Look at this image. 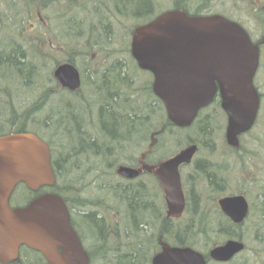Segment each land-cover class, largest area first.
Masks as SVG:
<instances>
[{
    "label": "trees",
    "instance_id": "trees-1",
    "mask_svg": "<svg viewBox=\"0 0 264 264\" xmlns=\"http://www.w3.org/2000/svg\"><path fill=\"white\" fill-rule=\"evenodd\" d=\"M94 1L0 0V135L33 131L43 138L51 149L56 182L53 186L37 192H32L24 184H20L15 190V204L24 205L41 193L52 192L60 195L70 209L75 205H84L85 203L78 200L82 198L84 202L86 198L81 197L80 190L73 184V167L80 163L84 166L91 163L98 167V171L89 169L82 174L86 176L88 183L93 185L94 188L92 187L91 190H98L103 196L101 201L97 202L101 210L99 212L105 213L107 209L117 215L120 219L115 222L116 229L128 228L129 224L123 222V216L130 212L134 227L138 230L139 226L140 228L142 226L139 217L144 215L147 210L144 199L145 192L157 199L159 188L152 181L143 187L139 183L120 179L115 173L112 155L105 153V150H109L107 147L109 142L106 139L116 142L118 134L127 135L123 132L125 129H135L132 125L139 122L136 117L144 107V109L159 112L157 125L164 127L162 134L168 131L171 133L178 131L176 135L180 140L198 141L200 152H202L203 147L200 145L203 140L222 131L223 115L218 112V107L213 106L212 111L202 112L187 130L176 129L175 131L172 124L165 118L162 104L156 101L151 84L145 82L139 86L140 81L136 73L132 69H129L128 73L122 71V65L117 60L114 61L118 64L115 74H111V77L104 81L95 94H93V80L89 78L90 81L87 83L86 76H84L81 88L76 92L59 89L53 79V70L57 64L68 61L77 67L80 66L79 69L83 73L82 65L87 63L91 69L93 66V71L95 65H92V62L96 60L93 59L91 53L95 49L94 45L101 43L102 37L113 25L109 19H116L120 12L129 7L139 12L148 4L149 0H111V3L100 8L101 13L99 12L98 18L90 15L88 20L76 27L75 24L79 17L89 11L88 5L93 4ZM173 2L175 1L173 0ZM254 3L255 0H246V5L245 7L243 5V8L250 10L253 16L260 14V26L264 29V3L258 12L253 7ZM170 4V7L178 8L177 3ZM156 12H160L159 4L152 12V16ZM197 13L200 12H195V14ZM150 18L147 17L146 21ZM6 45L12 49L9 50ZM129 52V45L125 44L122 49H117L114 53L123 54L124 58H127L130 57ZM100 67L102 68V66ZM94 75L96 74L94 73ZM11 83L21 87L24 92L15 93L12 91ZM8 84L11 86L8 87ZM21 96L25 97L22 99ZM51 99L55 102V109L48 108V112L43 114V104ZM123 101L128 102L129 114L124 115L120 109L119 104ZM123 103L126 104V102ZM93 112L97 113L100 129L91 132L94 135H90V133L84 132L83 124L85 122L89 124L90 118H95ZM165 147L166 144L156 143L149 146V151L156 159L154 161L165 159L173 153V151L167 152ZM243 149L244 147L234 150L239 154H237L239 159L243 156L241 155ZM156 153L158 156L155 155ZM200 156L201 159H196L194 166L186 174V187L193 184L197 186L199 182L197 177L201 175L200 172L204 171L202 167L209 168L203 158L205 155ZM239 159L236 158V164L240 163ZM245 162L242 159L240 165H244ZM74 163L76 164L73 165ZM192 174L195 175V182L191 180ZM197 187L194 189L195 192L191 191L184 217H188L189 212L194 214L193 206L195 205L193 204L205 207L204 201H202V192L204 193L205 190L200 189V186ZM113 190L116 191V194L112 192ZM190 190L191 188L188 191L190 192ZM18 192L19 196L17 197ZM152 192H156V195L154 196ZM196 193L199 195L196 196ZM122 199L125 201L121 202ZM160 203L157 205L160 206L161 213H163L162 196ZM201 215L202 222H197V224L204 227L213 226L212 232L220 225H226L225 223L220 224L219 220L218 223L212 222V224L206 221L204 211ZM169 223L170 220L163 218L161 223L156 226L158 227L156 234L159 233L163 241H168L167 235H171L173 238V235L183 228L180 227V223L174 224L171 228ZM223 230L226 231V229ZM228 232L222 231L224 233L222 236ZM121 256L122 259L118 260V264H138V260L132 252Z\"/></svg>",
    "mask_w": 264,
    "mask_h": 264
},
{
    "label": "water",
    "instance_id": "water-1",
    "mask_svg": "<svg viewBox=\"0 0 264 264\" xmlns=\"http://www.w3.org/2000/svg\"><path fill=\"white\" fill-rule=\"evenodd\" d=\"M131 54L140 68L152 72L153 91L163 101L168 118L180 127L189 126L200 108L218 94L227 114L226 140L237 144V136L253 125L259 96L253 85L259 49L245 29L222 15H189L172 9L137 26L131 36ZM62 87L80 85L77 69L63 63L54 70ZM196 150L191 145L156 169L160 185L167 190L169 215L184 208L179 165L188 162ZM148 170L153 167H146ZM133 177L137 171L123 168ZM55 177L47 144L36 134L20 132L0 136V262L17 260L21 245L41 252L50 264H85L69 212L56 194L45 193L28 205L11 208L10 196L20 182L33 191L50 186ZM224 212L239 221L245 215L242 197L219 201ZM229 241L212 250L214 259L225 261L241 250ZM61 250V252L58 251ZM152 264H205L189 248H165Z\"/></svg>",
    "mask_w": 264,
    "mask_h": 264
},
{
    "label": "rangeland",
    "instance_id": "rangeland-1",
    "mask_svg": "<svg viewBox=\"0 0 264 264\" xmlns=\"http://www.w3.org/2000/svg\"><path fill=\"white\" fill-rule=\"evenodd\" d=\"M95 0L93 4L88 5L89 11H86L84 15L79 17V20H77V25L76 27H79L80 24L84 23L86 20H88L92 16H95L98 18L99 12L101 13L100 8L108 3H111V0ZM179 9H183L187 12L193 13V12H200L202 14H222L230 18L231 20L235 22L241 23L247 31L252 35V37L255 40H260L262 37V27L260 25H257L255 22V19L253 16L250 14V11L248 9H244L243 5L245 7L246 5V0L244 3V0H237V4L233 2L234 0H174ZM173 0H149L148 4H146L139 12L136 9H132V7H129L127 9H124L122 12H120L116 19H109V21L112 22V26L109 28V31L102 37L101 43L99 42V46L97 47V50L93 49L92 51V56L95 55L96 61H99L102 63V67L104 68L105 66L108 67L110 70L114 66V61L115 58H112L109 56V54H113L115 50L121 49L131 40V34L133 30L141 24L142 21H146L147 17H152V12L155 11L157 5L159 4L160 10L164 9H169L173 8L172 6L170 7V3H174ZM257 3V7L261 8L263 5L262 0H255ZM104 3L102 6L101 4ZM237 5V6H236ZM236 6V7H233ZM112 11V10H111ZM137 11V12H136ZM154 14V13H153ZM133 18H132V16ZM75 32V31H73ZM83 38V37H82ZM82 38L80 39L82 41ZM84 39V38H83ZM7 46V45H6ZM8 49H12L7 46ZM7 50V49H6ZM7 50V51H9ZM261 54H260V62H259V67L255 79V84L261 93V111L259 113L260 121L257 124V126L251 131L249 136H247L248 143L245 142V145H247V149L251 148V145H257V142L252 141L254 138L261 137L264 139V45H262L261 49ZM15 57V56H14ZM80 66H78L79 69ZM127 67V66H126ZM105 69L102 74L98 77V83L95 85L93 88V94H95L99 88L103 85L104 82L102 80H106L110 70ZM80 70V69H79ZM82 78L84 79V76L87 77V83L90 81L89 78H92V69L91 67L89 68L88 66L85 67V70L82 71L80 70ZM112 72V73H111ZM109 77H111V74H113L116 71L111 70ZM95 73V72H94ZM96 74V73H95ZM115 74V73H114ZM138 77V76H137ZM146 77H149V75L145 72L141 73L140 78L138 77V80L143 83H147ZM34 81V80H33ZM101 84V85H100ZM8 87L11 85L8 84ZM84 87V86H83ZM13 91V89H12ZM86 91V89H85ZM84 91V93H85ZM25 96H21L23 99ZM137 106V105H135ZM53 108L55 109V102L53 99L46 101L43 106V114L47 113L48 108ZM51 108V109H52ZM151 109H144L138 112V115L136 119H139V122L134 123L132 127H134L135 132L128 133L127 135H124V137H119L116 142H119L120 144H117L115 147H118L119 150L121 149L127 153V155L131 156H136L138 158L141 157V154L146 152L144 150L145 148H148L150 146V141L156 143V144H166L165 150L168 151H176L179 150L180 148L182 149L185 147L189 142L191 141H182L179 139V137L176 135V132L171 133V131L165 132L162 134L161 132H164V127L158 126V114L159 112L157 111H150ZM58 111V109H57ZM99 128V126H98ZM100 129V128H99ZM221 135V133H220ZM220 135L216 138V135H210L207 140H203L202 144L200 146L203 147V153H199V155H205L204 158H215L213 154H222L223 152H227L226 154H223L225 157V160L220 163V169L217 174V179H211V181L217 183L218 185L222 184V177L225 179V182H228L227 184L222 185L224 189L228 184L231 186H236L238 183L239 184H245V182L242 181L241 178H238L236 174H231L230 176L227 175L226 169L230 165H234L232 162V157L229 156L231 153L228 150L224 149V145L221 141ZM264 140L261 141L263 143ZM165 142V143H164ZM158 156V153L155 154ZM198 155V156H199ZM149 160L150 162H154V156L149 155ZM221 160V158H220ZM134 161V160H132ZM80 163V162H79ZM157 163V162H156ZM74 163L73 165H75ZM84 167L83 164H76V167H73L74 169V178H73V184L80 190V194L82 195L81 197H84L86 201H82V198H80L78 201L81 203H85L83 208L81 205H75L74 207H71V211L73 213V219L77 222V218H80L81 223H83V218L79 216V213L81 212H88L87 214L90 215L88 216V220L90 221V224H85V226H82L84 229L91 228L96 231L103 232L104 229L107 228L105 223L103 222V219L99 215L100 208L97 205V202L101 201V196L100 191L98 190H91L93 185L91 183H88L86 176H83V179H80L81 172L79 169L80 167ZM259 165H262L259 163ZM202 170H206V168L203 166ZM82 171V168H81ZM85 172V171H82ZM203 172V171H202ZM201 172V173H202ZM261 187L264 188V183L260 184ZM94 188V187H93ZM190 187H188L189 189ZM229 191L231 189H228ZM226 190V191H228ZM264 191V189H261ZM154 196L156 195V192H152ZM19 196V192L17 193V197ZM190 196V195H189ZM262 194H258L257 201L260 203L262 199ZM89 197H91L89 199ZM253 198V197H252ZM146 200V205L145 207L147 208L146 212L144 215H141L139 217L140 222L142 223L141 229L144 231L145 235H142V237L145 239V245L146 247L149 244L154 245V232L156 231V227L164 218L165 216V211H162L161 213L158 209H155V205L153 203L154 198L151 194H148L145 192V198ZM156 199V198H155ZM255 199V198H254ZM252 201H255V200ZM100 200V201H99ZM157 201H161L160 199H156ZM12 201L16 203L15 196H12ZM88 203V204H87ZM161 204L160 202H157ZM194 214L189 212L188 217H184L180 219V227H183L177 234L173 235V238L171 235H167L166 238L171 245H184L188 246L187 244L194 246V247H199L198 249L200 250H205V245L206 242L208 243V239L205 238V232L208 230H212L213 226H207L204 227L203 225H195L194 229L192 230L191 227L187 224H191L194 222L200 223L202 222V212L204 211V207L199 204H193ZM164 207V206H163ZM75 208V209H74ZM78 208V209H77ZM97 210L98 212H91ZM129 210L131 208L129 207ZM105 211V210H104ZM105 213H110L106 209ZM180 218V217H179ZM87 219V218H86ZM123 222L128 223L129 226L128 228L132 229V227L135 226L133 224V218L130 216V212L128 215L123 216ZM205 222V221H204ZM86 223V222H85ZM212 224V223H211ZM189 227V229H188ZM198 227V228H197ZM226 229L224 231L223 229ZM218 230H222L224 233L229 231L227 235H231V237L236 238L238 235L237 233H240L241 239L247 244L249 251L245 252L242 256V260L244 264H264V220L263 217L260 218L258 221L257 225H254L252 228L249 230L245 227L240 230H235L234 228H231L229 225H220L218 228H215L213 230V233L219 234V236L222 238V231L221 233L218 232ZM237 231V232H236ZM138 235H139V229L137 230ZM215 236V234H214ZM216 237V236H215ZM135 242V240H133ZM138 242V241H137ZM157 244V242H155ZM155 244V245H156ZM255 248V251L252 249ZM105 254L104 252H101L98 256V264L102 263V256ZM136 258L138 256V253L135 252L133 253ZM112 257L115 259V255L110 251L107 253V258H105V262H114V259L112 260ZM37 256L32 255L29 253L26 249L21 250V260L29 263V264H38L37 261ZM242 263V264H243ZM120 264V263H119ZM213 264V263H212Z\"/></svg>",
    "mask_w": 264,
    "mask_h": 264
},
{
    "label": "flooded vegetation",
    "instance_id": "flooded-vegetation-1",
    "mask_svg": "<svg viewBox=\"0 0 264 264\" xmlns=\"http://www.w3.org/2000/svg\"><path fill=\"white\" fill-rule=\"evenodd\" d=\"M233 2H235V4H236L237 0H234ZM262 2L264 3V0H262ZM233 7H235V6H233ZM253 7L256 8L257 12H258L259 8L257 7L256 2L253 4ZM251 10H252V7H251ZM253 12H254V10H253ZM253 18L255 19V22L257 23V25H260V22H259L260 14H258V15L255 14V16H253ZM239 24L242 27H244L241 23H239ZM252 40L254 41L255 39H252ZM255 41H257V40H255ZM257 44L259 45V51L261 54L262 45H264V43L258 41ZM127 45H129V50H130V52H129L130 57H127L128 59L124 58L125 56L123 54L121 55L120 53H113V54L111 53V54H109V56H111L112 58H115V61L117 60L118 63L122 65V71H124V72L128 73V71H130L129 69H132L136 73V76H138L139 78H140L142 72L147 73L149 75V77H146V79L148 80L147 83L149 82L151 84L150 85L151 90H153V88H152L153 87V75H152V73L148 70H144V69L140 68L137 61L135 60V58L132 57L131 40H129V42H127ZM98 46H99V44L94 45L95 50H97ZM92 57H93V59L96 60L95 55ZM92 65H95V68L92 71V73H93L92 80H93V85H94L93 87H95V85L98 83V80H99L98 77L102 74V72L105 69L108 70L109 68L106 66L104 68L102 67L103 71L101 72L102 68L100 66H102V63H97L96 61H93ZM117 67H118V64H116V62H114V66H113V68H111V70L116 71ZM92 69H93V66H92ZM111 70H110V72H111ZM94 72L96 73V75H94ZM110 72H109V74H110ZM109 74H108L106 80H108ZM256 75H257V72H256L255 77L253 79L254 84H255ZM104 81H105V79L101 81V84ZM140 85H142L141 80H140L139 86ZM255 86H256V84H255ZM58 87L61 90H66L65 87H60L59 85H58ZM260 96H261V94H260ZM156 101L159 102V104H162L161 100L157 96H156ZM123 102H126L127 105ZM123 102H120V104H119L120 109H121V111H123L124 115L129 114L128 102L127 101H123ZM142 110H144V107H142ZM93 113H94L95 118L91 117L90 118L91 122L89 124H87V122H85V124H83L84 125V132L90 133V135H92V134L94 135V133H91V132H95V130H99L97 113H95V112H93ZM260 118L261 117H259V115H258L252 129H254V127L257 126V124L260 121ZM196 119L192 123H194L196 121ZM84 121H86V120H84ZM247 136H248V133H244V135L239 136V140L242 142L243 139ZM116 137H117L116 140H118L119 137H124V134H123V136L118 134ZM108 138H111V137L108 136ZM239 140H238V143H239ZM106 141L109 142L107 147H108L109 151L112 152V159H113V163H115V173L116 174L121 175L119 173V169L122 166H126L129 168L138 170L137 175H135L131 178L132 183L136 182V183L141 184V186L145 187L146 184L149 185V182L151 183V181H152L159 188V193L157 195V199L161 200V196H162V200L165 199L166 191L159 186L158 176L156 174V167L158 166L157 164L162 162L161 161L162 159L160 160V162H158L159 160L155 161V163L150 162L149 155H152V153L149 151L147 152L146 151L147 148H145V147H144V150L146 152L141 154L140 158H138L136 156H131V155L129 156L122 149H121L122 152H120L119 148L115 147L117 144H120L119 142H113V140H111V139L110 140L106 139ZM221 141H222V143L224 142L225 145H228L227 141L225 139H223V136H222ZM150 143L152 144L151 141H150ZM237 147L239 148L240 144ZM223 154H225V153L224 152L222 154L217 153V154H213V156L215 158H211V159L205 158L206 164H207V166H209V168L204 170L201 173L202 176L200 175V177H199V182H198L197 186H200V189L203 188V190H205L204 193L202 192V194H203L202 201H204V204H205V207H204L205 219H206V221H209L210 223H212V222L218 223V220H219L220 224L225 223V224L231 226L232 228H234L235 230H240V229H243L245 227L249 230L254 225L258 224V221L260 220V218L263 217V220H264V191L261 190L264 188L261 187V185H260L261 183H264V173H263V169H264V163L263 162L264 161L262 160V157L259 158L263 161L261 163H260V160H258V159H251L250 164H247L245 169H242L239 165H236L235 168H233L232 165L228 166V168L226 169L227 175L230 176L231 174H233V175L236 174V176L238 178H241L242 181L245 182V184H239L238 183L236 186H231L230 184H228L224 189H222L223 188L222 185L228 183V182H225V179L223 177H222L223 180H222L221 185H218L217 183L211 181V179H213V178L217 179V174L219 171L218 168H220V163L222 161H224L223 160V156H224ZM172 155H171V157H172ZM220 158H221V160H220ZM132 160H134V161H132ZM156 162H158V163H156ZM258 163H260L262 165H259ZM147 164H148V166H153V167L155 166V168L148 170L146 168ZM187 165L188 164H186V166ZM183 168L184 167H182V168L180 167L181 170ZM192 175H193V177L191 180H193V182H195V175L194 174H192ZM121 176L122 177H119L120 179H123L124 181H130L129 178H127L123 175H121ZM147 178H149V182H148ZM197 186H195V184H193L191 187V190L189 192L188 190L190 188L189 189L185 188L184 181L181 178V187H182L183 196L185 199L184 209H186V204L188 203V199H190V197H191V191L195 192L194 189L198 188ZM228 189H231V190L229 191ZM226 190H228V191H226ZM259 193H261L263 195L260 203H258V201H257V198H258L257 196ZM197 194L198 193H196V196H197ZM239 197H242L244 199V202L246 205V211H245L244 217H242L238 222H233L232 219L224 212V210L220 206L219 201H220V199H223V198H239ZM153 198H154L153 203L155 205L154 208L158 209L161 212V209L159 208L160 206L157 205V202H160V201H157L155 199V197H153ZM253 199L255 201H252ZM63 201L69 210V223H70V225H71V227L75 233V238L77 240V243L80 247L81 252L84 254V256L86 258L85 264H98V260H99L98 256L101 252H104V251H105V254L102 256V263L101 264H118V260L122 259L121 255L130 253V252H132V253L137 252L138 253V256H137L138 264L139 263L140 264H152L153 258L156 255H158L160 252H162V250L165 247L169 246V244L166 241H163L161 239V235L159 233L156 234V231H155L154 232L155 240L153 241L154 245L149 244L146 247L145 239L142 237V235H145V234H144V231L140 228V226L138 228L139 229V235H138L136 227H134L133 229H130V228H124V229L122 228L121 230L119 228L116 229L114 227L116 224L115 222H116V220H118L120 218L111 212L110 213L99 212L100 217L102 219H104V223L107 226V228L104 229L103 232L96 231V230L91 229V228L84 229L82 226H85V224L91 225L90 221L88 220V216H89L87 214L88 212L87 213L86 212L79 213V216L81 218H83L84 224L81 223L80 218H77V222H76L73 219V213H72L71 209L68 207L67 202H65L64 199H63ZM124 201H125V199L124 200L122 199L121 202H124ZM164 203H166V202H164ZM79 205H81V204H79ZM82 207L85 208L86 206L82 205ZM165 211H166V214H165L166 217H164V218L170 220L169 224H170L171 228H173L174 224L176 223V219L178 217L169 215L166 208H165ZM93 212L97 213V210H94ZM183 215H184V213L182 215H180V217H182ZM194 224L197 225V222L187 224V225H189V227H191V229L193 230L195 227ZM189 227H188V229H189ZM218 232L221 233V230H219ZM214 234H215V236H219V234L213 233L212 230H208L205 233V238H208V243L206 242L205 250H204V252H202L204 259H205V264H212V263L213 264H242V261H245V260H242V256L245 252L249 251V249H248L247 244L244 241H242L240 233H237L238 236L236 238L231 237V236H226V238H224L222 240L216 239ZM133 240H135V242ZM228 240L233 241V242H237V243H241L242 244L241 250L234 253L233 256L230 257V259H228L227 261H218V260L214 259L211 255L212 250L219 247V246H222L225 243V241H228ZM155 242H157V244ZM23 249H26L32 255L37 256L38 264H50L42 253H40L39 251H36L34 249H31L25 245L20 247L19 256H18V259L16 261L10 262V263H4V264H29V263H26V262L21 260V250H23ZM252 250L255 251V248H253ZM58 251L61 252L60 249H58ZM110 251L115 255V259H114V257H112V260L114 259V262H105V258H107V253H109ZM1 264H3V263H1Z\"/></svg>",
    "mask_w": 264,
    "mask_h": 264
},
{
    "label": "bare ground",
    "instance_id": "bare-ground-1",
    "mask_svg": "<svg viewBox=\"0 0 264 264\" xmlns=\"http://www.w3.org/2000/svg\"><path fill=\"white\" fill-rule=\"evenodd\" d=\"M86 66H88L89 68H90V66L87 64V63H84L83 65H82V68H83V70H85V67ZM81 68V67H80ZM12 84V83H11ZM12 87H13V91L15 92V93H20V92H24V90L21 88V87H18V86H16L15 84H12ZM124 133H132V132H135V130L133 129V128H131V129H125V131H123ZM120 152H122V151H120ZM125 152V151H124ZM105 153L107 154V155H112V152L111 151H109V150H105ZM127 154V153H126ZM76 167V166H75ZM82 168V171H87V170H91V171H98V167L96 166V165H94V164H91V163H88L86 166H84V167H81ZM81 168L79 169L80 171H78V172H81V175H80V179H83V174H82V171H81ZM74 170V169H73ZM113 193H115L116 194V191H112ZM118 195V194H117ZM161 223V222H160Z\"/></svg>",
    "mask_w": 264,
    "mask_h": 264
}]
</instances>
